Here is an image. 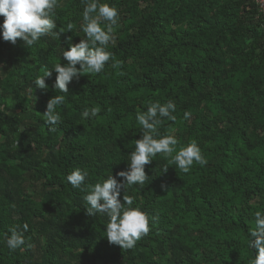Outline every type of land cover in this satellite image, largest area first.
<instances>
[{
    "label": "trees",
    "instance_id": "1",
    "mask_svg": "<svg viewBox=\"0 0 264 264\" xmlns=\"http://www.w3.org/2000/svg\"><path fill=\"white\" fill-rule=\"evenodd\" d=\"M0 264H264L254 0H0Z\"/></svg>",
    "mask_w": 264,
    "mask_h": 264
},
{
    "label": "built area",
    "instance_id": "2",
    "mask_svg": "<svg viewBox=\"0 0 264 264\" xmlns=\"http://www.w3.org/2000/svg\"><path fill=\"white\" fill-rule=\"evenodd\" d=\"M259 8L260 16L264 19V0H254Z\"/></svg>",
    "mask_w": 264,
    "mask_h": 264
},
{
    "label": "rangeland",
    "instance_id": "3",
    "mask_svg": "<svg viewBox=\"0 0 264 264\" xmlns=\"http://www.w3.org/2000/svg\"><path fill=\"white\" fill-rule=\"evenodd\" d=\"M92 74V76L95 74V73H91Z\"/></svg>",
    "mask_w": 264,
    "mask_h": 264
}]
</instances>
